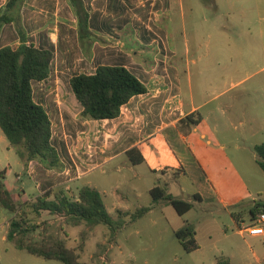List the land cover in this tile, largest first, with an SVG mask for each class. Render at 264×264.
<instances>
[{
    "label": "crops",
    "instance_id": "0c3cea01",
    "mask_svg": "<svg viewBox=\"0 0 264 264\" xmlns=\"http://www.w3.org/2000/svg\"><path fill=\"white\" fill-rule=\"evenodd\" d=\"M8 1L0 0V16L5 12ZM237 1L212 0V6L207 4L215 11L216 8L219 10L221 5L228 14L217 10L214 20L203 17V22L209 31L212 29L214 31V33L209 32L205 39L206 59L213 56L214 72L209 75L206 73L205 70L208 68L206 63L202 68V72L204 70L206 75H198L199 84L196 87L192 75H180L179 70L172 64V58L178 52L173 43L179 30V16L182 17L184 29L187 28L188 23L184 0H83L89 14V29L94 36L92 41H88L87 47L90 48L88 54L82 48L79 17L71 6L70 0H27L21 11V27L26 44H33L37 48L51 50L54 53L51 75L45 81L34 82L33 90L35 101L46 109L52 121V143L58 151L63 167L61 170L46 169L38 161L25 162L13 149L17 156L15 165L24 171L16 174L20 185L12 189V191L17 190L18 193L14 192V194L18 196V199L22 200L21 197L24 195L27 197L25 202L34 201L39 195L58 187H63L69 196L77 197L83 185H89L102 194L94 180L87 182L85 180L97 171L108 176L109 171L106 168L114 167L115 164L114 170L116 169L115 171L119 174H123L125 168L135 171L143 165H148L155 176L161 172L166 182L168 173H164V170L174 172V169L171 170L167 165L168 160L171 156L174 158L177 155L171 150L167 133L177 130L178 139L187 144L188 139L193 138V133L200 132L205 122L201 111L211 102L220 101L228 93L236 90L240 91L230 102L221 101V110L223 105L227 108L233 107L235 100L243 95L260 97L261 100L256 104L257 106L254 105L257 108L256 114L243 113L236 118L241 125L244 123L251 125L250 139L252 141L263 138L264 77L256 79V75L264 72V0H243L239 7H237ZM188 11L193 14L195 9L190 5ZM219 21H225V24L222 22L218 28L216 24ZM47 30H54V33L50 34L53 42L57 43L61 38V52L70 62L69 64L78 66L83 61L95 63L97 66L94 72L100 65L123 66L148 87V93L132 98L122 108V113L117 119L81 118L82 106L71 87H60L63 75H53L56 51L46 43L41 34ZM156 31L164 33L163 36L166 38L164 45L168 54L166 52L162 61L170 64L171 75H165L166 70L158 69L154 60L153 50L157 47L155 44H161L153 39ZM116 32L118 36L113 37L112 33ZM22 42L15 23L2 27L0 48L10 46L17 49ZM113 44L120 49L119 63L108 62L110 52L107 50ZM212 47L216 49L213 55ZM255 63L258 65L256 70L253 68ZM74 76L76 75L70 76L69 86ZM53 83L55 87H46ZM185 89L189 100L184 98ZM195 90L204 99L203 104H197ZM193 113H199L202 116V122L196 126L188 125L185 128L188 134L185 135L179 130L181 121ZM253 123L258 124L257 130L254 129ZM91 133H102L103 147L92 152L89 144L88 150L76 152V149L81 150L84 147L82 141H86L87 138L86 136L81 138V134L90 135ZM200 137L207 140L208 144L212 143L207 132H201ZM76 140L78 147L72 148L76 152L72 154L69 145L74 144ZM253 143L255 147L264 142ZM224 147L225 145H221V148ZM132 149H137L132 156L139 160L141 154L144 158L143 162L133 164L127 154ZM121 158L126 160L118 163ZM178 159L183 162L180 158ZM211 173L207 176L204 189L196 195L200 196V202L214 204L215 207H219V212L223 209L229 214L230 224H224L225 227L220 229V232L210 228L205 246L200 244V248L194 251H200L198 264H264V236L252 237L240 231L241 227L252 223L251 210L257 202L255 192L252 190L254 184L243 178L240 171L218 169ZM154 186L149 188V192ZM134 192L140 194L135 190ZM245 192L252 199L246 206L239 205L244 202ZM127 200L124 194L119 193H114L111 197L110 206L116 211V217L112 216L105 204L107 211L114 219L118 218V211L133 213L126 203ZM260 203L264 204V198ZM165 205H167L165 202L158 205L152 204V210L145 216L152 214L155 207ZM230 205L238 206L237 212L229 210ZM125 222V226L118 233L137 221L132 222L131 216H127ZM108 235L110 237V231ZM116 237L113 239L115 240ZM254 242L259 247L257 250L251 248ZM114 246L115 243L108 251L115 256ZM121 264H124V260Z\"/></svg>",
    "mask_w": 264,
    "mask_h": 264
},
{
    "label": "rangeland",
    "instance_id": "374dc122",
    "mask_svg": "<svg viewBox=\"0 0 264 264\" xmlns=\"http://www.w3.org/2000/svg\"><path fill=\"white\" fill-rule=\"evenodd\" d=\"M184 1L188 23L187 28L184 29L182 17L179 16V25L177 24L179 30L173 43L178 52L172 58V64L179 70L180 75H192L194 84L197 87L199 84L198 75H206V73L209 75L214 72L213 56L206 59L207 50L205 47L207 34L209 32L214 33V31L213 29L209 31L203 22V17L214 20L218 8L215 11L214 8L208 7L207 4L212 6V0ZM242 1H237V7L240 6ZM190 5L195 9L193 14L188 11ZM219 10L223 14H228L227 10L221 5H219ZM224 20H226L225 17ZM222 22H217L218 28ZM223 24H225V21ZM193 25H195V29H193ZM51 33H54V30H47L41 34L46 43L56 51L53 75H63L60 87H70L68 81L71 75L94 72L97 66L95 63L83 61L78 66L69 64L70 62L61 52V38L57 43L53 42L50 36ZM163 35L164 33L160 31H156L154 34L153 39L161 43L160 45L156 43L157 47L153 46L156 47L153 50L154 60H156L158 69L166 70L165 75H171L170 64L163 63L164 55L167 52L164 45L166 38ZM112 36L117 37V32L112 33ZM112 40L114 41V39ZM213 40L215 41V37ZM107 51L110 52V60L108 62L119 63L121 56L119 54V47L113 44ZM215 51L216 49L212 47V55ZM170 55L171 53L169 52V57ZM206 63L208 64V68L205 70L207 71L205 73L204 70L202 72V68ZM257 67L258 65L255 63L253 68L256 70ZM262 77H264V72L256 75V79ZM55 86L53 83L46 87ZM239 91L236 90L235 92L228 93L220 101L211 102V104L201 111L205 117V122L200 128V132L193 133V138L188 139L187 144L178 139L177 130L167 133L170 139L171 150L172 152L175 151L177 155L174 158L171 156L168 160L167 165L170 166L171 170L174 169V172L164 170V173H168L166 182L161 176V172H159L158 176H155L148 165H143L135 171L125 168L123 174H119L115 171L116 169L114 170L116 164L114 167L106 168L109 171L108 176L97 171L85 180V182L94 180L95 184H98V189L102 192L103 201L113 217L117 215L116 211L110 206L111 197L114 193L124 194L128 198L126 201L127 205L134 212L140 207L152 206L153 198L149 192V188L155 184L161 186L168 194L177 199L192 202L194 208L188 215L180 216L170 205L157 206L154 208L152 214L128 226L118 233L114 240L111 236L109 237V229L106 226H88L83 224L81 227H74L66 218L48 212H43L38 217L32 213L30 207L25 206L22 208L24 211L23 216H27L26 218H28L30 224L37 225L35 231L25 236L26 243L37 244L38 246L43 244L51 245L55 239H61L65 241L68 248L80 257V262L83 264H121L123 260L124 264H198L200 251L191 254L187 253L177 240L175 232L184 227L186 222L192 223L196 227V238L199 245L205 246V240L211 227L213 231L217 230L220 232V229L225 227L224 224H230V216L223 209L222 212H219V207H215L214 204L202 203L196 201L194 198L197 192L204 189L207 176L211 171L218 169L240 171L243 178L250 180L254 184L252 190L255 192V200L260 203L264 198V172L257 163V154L253 145L255 144L253 142H264V137L256 138L254 139L255 141H252L250 139L251 125L249 123L241 125L236 118L237 115L243 113H248L249 115L256 114L257 108L255 106H257L256 104L259 103L261 98L243 95L238 100H235L236 103H233V107L227 108L223 105V110H221V101L230 102L234 96L238 95ZM184 98L189 100L186 89L184 90ZM195 99L197 104H203L204 102V99L199 96L197 90H195ZM253 124L254 129L257 130L259 128L258 124ZM188 125L189 122L186 121L184 124H181L179 129L185 135L188 134L185 130ZM203 131L209 135V138L212 140L211 144H208L207 140L200 137ZM85 136L87 137L86 141L81 140L84 142V147L81 150L79 148L74 149L76 152L88 150L87 146L89 144L91 145L92 152L98 151L103 147L104 137L102 133L81 134V138ZM221 145H225V147L221 148ZM75 146L78 147L77 140L74 144L69 145L72 154L76 153L72 149ZM13 149L15 148L10 147L7 137L0 128V170L6 171V190L10 192L14 200H17L18 196L14 192H18L17 190L12 191V189H16L14 186L20 185V182H17L16 174H21L24 171L15 165L17 156L15 154L16 149ZM125 160V158H121L118 160V163ZM134 190L140 194H136ZM21 198L22 200L18 199L15 201L19 206L25 203L27 197L22 195ZM251 199V196L246 195L244 202H241L239 205L246 206ZM237 208L238 206L230 205L229 210L235 212ZM212 211L214 212L213 214ZM13 217L14 215L9 210L0 205L1 264H64L58 260H49L32 255L25 250L17 248L13 242L9 241L7 235ZM114 243L115 256L108 251ZM251 248L252 250H257L259 247L254 242Z\"/></svg>",
    "mask_w": 264,
    "mask_h": 264
},
{
    "label": "trees",
    "instance_id": "16d2710c",
    "mask_svg": "<svg viewBox=\"0 0 264 264\" xmlns=\"http://www.w3.org/2000/svg\"><path fill=\"white\" fill-rule=\"evenodd\" d=\"M27 0H9L5 12L0 16V32L4 25L15 23L22 44L13 49L10 46L0 48V128L7 137L10 147L16 149L19 157L25 162L38 161L46 169L61 170L63 164L57 149L52 143L53 125L46 109L34 99V82H42L51 75L54 53L51 50L40 49L33 44L27 45L25 34L21 27V11ZM70 4L79 17V36L82 48L86 54L90 48L88 41L94 36L89 29V14L83 0H70ZM70 87L82 106L81 118L92 120H114L120 117L122 108L132 98L148 93V87L133 72L123 66L100 65L93 74L81 73L70 80ZM189 126L202 122L199 113L188 115ZM257 163L264 172V143L256 145ZM137 149L127 152L133 164L144 161L140 154L136 160L132 154ZM6 171L0 170V205L13 215L7 239L21 250L49 260H58L64 264H83L80 257L65 241L55 239L51 245L26 243L25 236L36 230L27 216H23V207H30L32 213L41 216L43 212L66 218L73 226H106L110 236L115 238L125 226V217L131 216L135 222L149 213L153 207H143L133 213L118 211L114 219L107 211L101 193L89 185H83L77 197L69 196L63 187L51 189L39 195L34 201H27L20 206L13 200L5 185ZM153 205L165 202L172 206L180 216L189 213L194 204L168 194L156 184L150 191ZM200 201L199 195L194 196ZM264 213V204L255 203L251 210L252 221ZM179 243L187 253L200 248L196 239V227L186 222V225L175 232ZM1 264V261H0Z\"/></svg>",
    "mask_w": 264,
    "mask_h": 264
},
{
    "label": "built area",
    "instance_id": "2783aa9c",
    "mask_svg": "<svg viewBox=\"0 0 264 264\" xmlns=\"http://www.w3.org/2000/svg\"><path fill=\"white\" fill-rule=\"evenodd\" d=\"M240 231L252 237L264 236V213L258 215L250 225L241 227Z\"/></svg>",
    "mask_w": 264,
    "mask_h": 264
}]
</instances>
